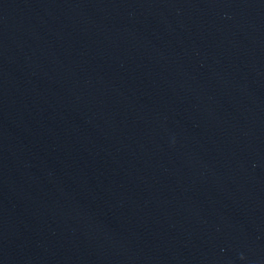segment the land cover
<instances>
[{
	"label": "water",
	"instance_id": "95a60500",
	"mask_svg": "<svg viewBox=\"0 0 264 264\" xmlns=\"http://www.w3.org/2000/svg\"><path fill=\"white\" fill-rule=\"evenodd\" d=\"M0 264H264V0H0Z\"/></svg>",
	"mask_w": 264,
	"mask_h": 264
}]
</instances>
